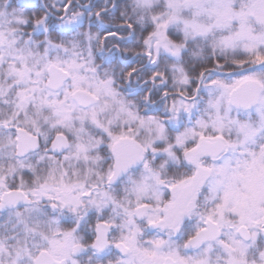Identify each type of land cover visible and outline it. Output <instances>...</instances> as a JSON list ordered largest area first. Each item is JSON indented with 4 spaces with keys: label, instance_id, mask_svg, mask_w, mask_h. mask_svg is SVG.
Masks as SVG:
<instances>
[{
    "label": "snow or ice",
    "instance_id": "1",
    "mask_svg": "<svg viewBox=\"0 0 264 264\" xmlns=\"http://www.w3.org/2000/svg\"><path fill=\"white\" fill-rule=\"evenodd\" d=\"M0 264H264V0H0Z\"/></svg>",
    "mask_w": 264,
    "mask_h": 264
}]
</instances>
